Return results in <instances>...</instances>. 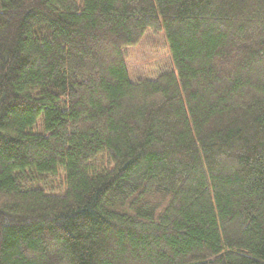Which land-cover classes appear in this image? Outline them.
Masks as SVG:
<instances>
[{
  "label": "trees",
  "instance_id": "1",
  "mask_svg": "<svg viewBox=\"0 0 264 264\" xmlns=\"http://www.w3.org/2000/svg\"><path fill=\"white\" fill-rule=\"evenodd\" d=\"M0 264H264V0H0Z\"/></svg>",
  "mask_w": 264,
  "mask_h": 264
},
{
  "label": "rangeland",
  "instance_id": "2",
  "mask_svg": "<svg viewBox=\"0 0 264 264\" xmlns=\"http://www.w3.org/2000/svg\"><path fill=\"white\" fill-rule=\"evenodd\" d=\"M167 50L163 33L147 30L138 43L126 48L130 80L138 76H156L168 59Z\"/></svg>",
  "mask_w": 264,
  "mask_h": 264
}]
</instances>
